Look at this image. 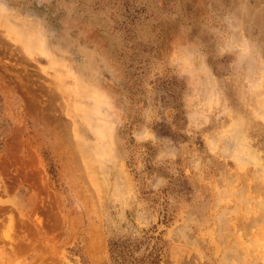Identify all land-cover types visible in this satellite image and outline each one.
Returning <instances> with one entry per match:
<instances>
[{"label":"rangeland","instance_id":"rangeland-1","mask_svg":"<svg viewBox=\"0 0 264 264\" xmlns=\"http://www.w3.org/2000/svg\"><path fill=\"white\" fill-rule=\"evenodd\" d=\"M0 6V264H264V0Z\"/></svg>","mask_w":264,"mask_h":264},{"label":"bare ground","instance_id":"bare-ground-1","mask_svg":"<svg viewBox=\"0 0 264 264\" xmlns=\"http://www.w3.org/2000/svg\"><path fill=\"white\" fill-rule=\"evenodd\" d=\"M5 12H6V10L2 6H0V13H5ZM5 15H6V13H5ZM5 33L6 34L11 33V31L8 32L6 30ZM15 35L17 36V41L20 43V45L22 46V48L26 50V52L28 51L30 53V52H33L34 49H37L38 52H40V53L43 52V53L47 54L48 59H49V62H51V65H55L54 64V60H53L55 57L53 58V56L49 53V51L44 47V44L42 43L43 39L41 40V36H39L35 40L36 41V45H35L36 47H34V46H32V45L29 44V41H32L34 39V37H37V36L34 35L33 37H31L30 35H28V32H22V33H19L18 32ZM52 50H54V49H52ZM59 50H60V48H59ZM56 51L58 52V50H56ZM57 63H59V62H57ZM63 67H64V65H63ZM64 71H65V76L66 75L67 76H73L74 75V73L71 70H69V69H65ZM79 92H80L79 95L84 96V98H86L87 100H89V103L90 104L88 106H82V108L80 107L81 109L76 108L77 113L80 115L82 121H84V123L88 126V128L91 131V133L94 135V137L96 139V146L95 145L88 146L86 148V150H85V151H88V152L87 153L85 152V154L86 155H89L92 158H97V160L100 157H103V158L104 157L105 158L111 157V159L112 158L115 159L114 158L115 157L114 156L115 154L113 155V153L111 152V150H109L110 146L112 145L111 144V137H112L111 136V131L112 130H111V128L109 127V125L105 121L106 116H105V112H104L105 107L109 103V100L107 101V99L105 98V96L101 92L96 91L95 89L90 90V91H87L86 90V91H79ZM84 98H83V100H84ZM78 106L79 105H76V107H78ZM109 109H110V107H109ZM106 119H109V118H106ZM235 141H238L237 142L238 146H237L236 152L237 153H242L243 156L246 158L245 161H251V163H253L255 165L256 164L258 165V160L256 159V157L250 151H248V150H246V152H245L246 147H245V145L243 143V138L240 137V139H237ZM76 148H78V147H76ZM83 148H85V147L83 146ZM234 157H235V159H237V161H238L237 163L240 164V165H242L243 160H241V158H239V156L236 155V154L234 155ZM100 159H102V158H100ZM108 159H110V158H108ZM112 162H114V161H112ZM114 164H116V163H114ZM243 165H244V163H243ZM120 176L123 177L121 175V173H120ZM98 184H99V181H98ZM261 239H263V238H261Z\"/></svg>","mask_w":264,"mask_h":264},{"label":"trees","instance_id":"trees-1","mask_svg":"<svg viewBox=\"0 0 264 264\" xmlns=\"http://www.w3.org/2000/svg\"><path fill=\"white\" fill-rule=\"evenodd\" d=\"M113 247H111V250H110V258L113 257V260H114V248L112 250Z\"/></svg>","mask_w":264,"mask_h":264}]
</instances>
